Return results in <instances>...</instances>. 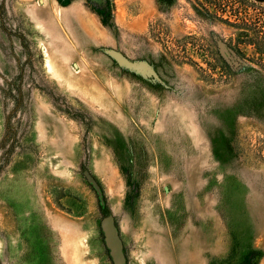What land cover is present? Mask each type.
I'll list each match as a JSON object with an SVG mask.
<instances>
[{
  "label": "rangeland",
  "instance_id": "374dc122",
  "mask_svg": "<svg viewBox=\"0 0 264 264\" xmlns=\"http://www.w3.org/2000/svg\"><path fill=\"white\" fill-rule=\"evenodd\" d=\"M261 4L0 0V264H264Z\"/></svg>",
  "mask_w": 264,
  "mask_h": 264
},
{
  "label": "trees",
  "instance_id": "16d2710c",
  "mask_svg": "<svg viewBox=\"0 0 264 264\" xmlns=\"http://www.w3.org/2000/svg\"><path fill=\"white\" fill-rule=\"evenodd\" d=\"M260 1L262 2V4L259 5V17H257V21L256 23H254L255 27H253L251 35L245 39V42L252 46L255 63L258 64L259 67L264 70V0ZM222 20L225 22H229L227 19ZM219 58L224 64L226 63V61L221 55H219ZM198 68L201 69V67L199 66ZM254 259L255 257H253L252 253L250 252V254L248 253L245 255L244 259L241 261L240 264H255Z\"/></svg>",
  "mask_w": 264,
  "mask_h": 264
},
{
  "label": "water",
  "instance_id": "95a60500",
  "mask_svg": "<svg viewBox=\"0 0 264 264\" xmlns=\"http://www.w3.org/2000/svg\"><path fill=\"white\" fill-rule=\"evenodd\" d=\"M116 56L119 57L117 54ZM87 178L92 183L93 187L97 190L98 188L93 178L90 175H88ZM101 226L104 231V238L106 244L109 247L112 260L115 264H120L122 262V256L119 252L120 241L118 239L111 217H104L101 221Z\"/></svg>",
  "mask_w": 264,
  "mask_h": 264
}]
</instances>
